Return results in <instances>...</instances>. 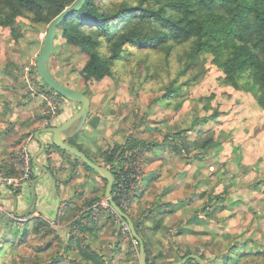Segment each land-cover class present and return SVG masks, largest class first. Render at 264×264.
<instances>
[{
	"label": "crops",
	"instance_id": "0c3cea01",
	"mask_svg": "<svg viewBox=\"0 0 264 264\" xmlns=\"http://www.w3.org/2000/svg\"><path fill=\"white\" fill-rule=\"evenodd\" d=\"M22 31L18 43L10 35L11 54L5 57L0 48V169L15 179L13 185L0 183V264H143L140 243L124 233L110 213L86 211L89 203L106 196L107 179L55 146L53 134L43 131L68 120L80 104L64 98L56 114L47 113L52 92L43 91L37 73L25 67L32 57L37 61L45 34L29 38V30ZM56 44L50 66L53 59L56 66L62 63L58 56L65 52L68 73L53 76L81 90V80L71 74L69 44L61 34ZM221 76L217 90L197 98L212 96L208 109L203 102L193 108L188 98L177 111L167 107L162 93L129 91L124 103L113 93L115 80L83 78L95 92L90 114L83 128L65 141L109 168L107 152H121L134 136L145 142L142 176L126 212L142 239L147 264H176L186 258L184 264H200L192 256L204 264H264V172L258 174L264 109L250 93L222 86ZM241 117L244 122L229 124ZM199 132L214 135L207 153L195 148ZM167 136H172V145L165 142ZM176 144L191 151L185 154L173 147ZM25 145L40 163L34 162L31 180L21 178L17 159ZM233 156L242 170L230 171ZM37 219L45 226L39 227ZM49 221L60 225L53 228Z\"/></svg>",
	"mask_w": 264,
	"mask_h": 264
},
{
	"label": "trees",
	"instance_id": "16d2710c",
	"mask_svg": "<svg viewBox=\"0 0 264 264\" xmlns=\"http://www.w3.org/2000/svg\"><path fill=\"white\" fill-rule=\"evenodd\" d=\"M75 1L0 0V28H8L18 43L24 35L21 19L37 29ZM59 30L67 44L86 55L85 81L127 82L133 90L162 93L168 108L179 110L199 82L196 65L210 56L222 72V86L250 93L264 109V0H86ZM211 97L199 99L205 109ZM214 141L212 133L199 132L195 148L207 153ZM165 142L172 145V136ZM144 145L134 136L121 152H107L106 161L113 167ZM173 147L190 152L183 144Z\"/></svg>",
	"mask_w": 264,
	"mask_h": 264
},
{
	"label": "water",
	"instance_id": "95a60500",
	"mask_svg": "<svg viewBox=\"0 0 264 264\" xmlns=\"http://www.w3.org/2000/svg\"><path fill=\"white\" fill-rule=\"evenodd\" d=\"M86 0H76L73 5L67 7L64 11H62L58 16H56L49 24L46 32V37L44 39L42 48L38 54L37 61H36V73L39 78L45 83V87L43 91L45 92H57L59 95L64 97L65 99L76 102L80 104V109L68 120L63 122L59 126H54L50 128H46L43 131L49 132L53 134V143L55 146L69 151L81 159L85 164L89 167L94 169L95 171L101 173L107 179V188H106V197L111 202V205L116 209V211L128 222L131 233L133 237L140 243L141 245V259L143 264H147L145 261V247L142 242L140 235L137 232L136 226L134 221L131 217L125 212L119 204L114 200L112 196V190L116 183V175L113 168H109L98 164L92 161L83 151L78 149L77 147L67 143L65 141V137L73 136L77 132H79L87 118L90 114V107H91V99L85 93L71 88L61 81H59L53 74L49 71V61L51 56L54 53L55 48V40L57 36V29L61 22L70 14L74 13L75 11L79 10ZM36 138L40 140L42 144V149L44 150L45 143L43 140L40 139L39 133L36 135ZM40 150V151H41ZM40 153V152H39ZM34 162L38 165L40 163L37 160V155L33 158ZM190 258H194L199 261L200 264H204V261L201 260L198 256H192ZM187 258L184 259L182 262L176 264H184Z\"/></svg>",
	"mask_w": 264,
	"mask_h": 264
},
{
	"label": "rangeland",
	"instance_id": "374dc122",
	"mask_svg": "<svg viewBox=\"0 0 264 264\" xmlns=\"http://www.w3.org/2000/svg\"><path fill=\"white\" fill-rule=\"evenodd\" d=\"M23 24L22 26L20 25L19 28L21 30H29V38H31V36H35V37H40V34L42 33V35L46 37V32H47V28H48V25H38L37 29L34 28L28 21H25V20H20ZM29 26V27H28ZM37 32H40L38 34L35 35V33ZM61 34V30H59L58 32V35L56 37V42L57 43V40H58V36ZM59 41L62 42V39L59 38ZM12 42V39L10 37V33H9V29H7V31L5 32H2L1 29H0V48H1V51L5 52V57L6 55L8 54H11V51L9 49H11V43ZM29 44H31V40L28 41ZM57 47V44L55 45V48ZM54 48V49H55ZM69 48H71V53L68 55V58L70 57V60L72 61H69L71 63H73V67H72V70H71V74L74 76V79L76 81H80L81 80V87L78 86V88H81V92L85 93L86 95H88L89 97H93L95 92L93 93V91L89 90L88 87L86 86V84L83 81V76H82V67H83V64L85 63L86 61V55H84V53H82L80 50H78L77 48H73L72 46L69 45ZM18 50V48H16ZM23 51H18L17 53H21ZM55 52H56V49H55ZM62 52V51H61ZM65 52H62L58 57H60L61 59L63 58L62 60V63H59L57 67L55 64L56 62L54 61V59L51 61V66H50V62L48 64V66L50 67V71L52 74H55V75H58V76H61V72H64V73H68L67 71V66L66 64L63 65L64 62H67L65 56H64ZM12 56H14V54H12ZM16 56V55H15ZM54 56L51 57V59L53 58ZM34 58L35 57H32V59L30 60V62L28 64H25V67H26V70H28V72H34L36 75V59H35V63H34ZM59 58V59H60ZM65 58V59H64ZM17 60L21 59L18 55H17ZM211 57L210 56H207V59H200L198 64L196 65V68L197 70L199 71V82L192 86V88H190V91H189V95H188V98L190 99L189 104L190 106H192L193 108H198L201 106L202 101L199 102L197 101V98L200 97V96H203L205 95L206 93H211L215 90L218 89V83H217V76L219 74H221V71L216 67L214 66L212 63H211ZM59 61V60H58ZM32 62L34 64H32ZM55 65V66H54ZM53 70V71H52ZM31 74V73H30ZM25 76V75H24ZM23 80L26 82V79L23 77ZM113 80V79H112ZM78 81V82H79ZM43 82V81H42ZM118 84H116V90L117 92H113L114 94H118V96L120 97V101L123 100V102H127L128 101V92L131 91V93L134 95L135 92H138V90H133V86L130 85V83H127V82H123V81H114ZM43 84H45L43 82ZM96 89V88H95ZM97 90V89H96ZM101 90V88H100ZM242 91V90H241ZM191 94L193 95L194 99L191 98ZM186 99L185 102L189 99ZM192 99V100H191ZM184 102V103H185ZM124 106H127L126 104H124ZM168 107V106H167ZM172 109V108H170ZM175 110V109H174ZM177 111V110H176ZM228 111H231V109H229ZM158 113L155 114V116H157ZM137 116V115H136ZM140 116V115H139ZM137 116V117H139ZM145 115H142L140 117H144ZM183 120V118H180L179 121L181 122ZM233 120L232 122H229V124H238L240 123L241 121L244 122L245 119L244 118H236V119H231ZM140 121V120H139ZM143 122H145V119L143 120ZM187 124H190L187 122ZM138 125V123H137ZM136 125V126H137ZM184 130V129H183ZM229 132L232 130V129H228ZM186 131V130H185ZM233 134V133H232ZM133 137H131L130 139L132 140ZM129 139V138H128ZM127 139V141H128ZM130 140V141H131ZM190 148V147H189ZM135 149H138L141 153L143 152L141 150V147L139 148H135ZM262 150L259 152V158H260V166H259V171H258V174H261L264 172V147L261 148ZM190 150V149H189ZM259 150H260V146H259ZM191 151V150H190ZM232 161V164H230V171L231 170H242V169H239V167L237 166L238 164V161L237 159L235 158V156H233V159L231 160ZM239 163H242V162H239ZM237 167V168H236ZM216 168V166L212 167L211 169L214 170ZM244 169H246V167L244 166ZM261 182H263V180H258V181H255L256 184H260Z\"/></svg>",
	"mask_w": 264,
	"mask_h": 264
},
{
	"label": "built area",
	"instance_id": "2783aa9c",
	"mask_svg": "<svg viewBox=\"0 0 264 264\" xmlns=\"http://www.w3.org/2000/svg\"><path fill=\"white\" fill-rule=\"evenodd\" d=\"M51 94V107L47 113L54 115L58 112L56 105L60 103L64 97L59 95L57 92H52ZM130 140L131 139L129 138L128 141ZM141 156V152L138 149H134L133 152L129 153L123 160L115 161L113 167H111L114 169L116 175V183L112 190V196L125 212L130 207L132 190L142 176ZM17 159L20 162L22 173L21 178L31 180L33 178L34 160L26 145L18 152ZM0 183L13 185L15 183V179L6 176L0 169ZM0 208H3V206L0 205ZM102 210L110 213L119 222L124 233L129 235L132 234L128 222L116 211L106 196L89 203L86 207V211L93 214H97ZM49 223L53 228L59 227L60 225L59 221H49ZM135 242L136 244H139L136 239Z\"/></svg>",
	"mask_w": 264,
	"mask_h": 264
}]
</instances>
